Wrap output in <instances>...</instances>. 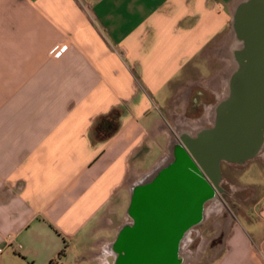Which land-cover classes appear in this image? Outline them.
Returning <instances> with one entry per match:
<instances>
[{
	"label": "crops",
	"instance_id": "obj_1",
	"mask_svg": "<svg viewBox=\"0 0 264 264\" xmlns=\"http://www.w3.org/2000/svg\"><path fill=\"white\" fill-rule=\"evenodd\" d=\"M239 1L0 0V264L112 263L129 173L152 145L151 166L178 131H201L188 105L210 64L203 75L193 61L229 26L238 51ZM113 109L117 130L95 140ZM175 114L186 124H171ZM212 264H264V192L235 215Z\"/></svg>",
	"mask_w": 264,
	"mask_h": 264
},
{
	"label": "water",
	"instance_id": "obj_2",
	"mask_svg": "<svg viewBox=\"0 0 264 264\" xmlns=\"http://www.w3.org/2000/svg\"><path fill=\"white\" fill-rule=\"evenodd\" d=\"M232 28L239 44L226 96L211 128L174 142L163 161L131 186L129 222L119 227L112 264H184L181 244L219 191L221 163H244L264 141V0H240ZM237 52V53H236Z\"/></svg>",
	"mask_w": 264,
	"mask_h": 264
},
{
	"label": "rangeland",
	"instance_id": "obj_3",
	"mask_svg": "<svg viewBox=\"0 0 264 264\" xmlns=\"http://www.w3.org/2000/svg\"><path fill=\"white\" fill-rule=\"evenodd\" d=\"M229 31L230 26L226 29L225 39L221 38L217 41L219 43L218 47H223V49L216 50L218 43H214L208 51L209 59L196 57L193 61L198 65L203 75L208 74V64H210V74L208 80L204 83L205 85H195L191 88L188 109H192V113L188 111V115L194 118L191 127L195 131L211 128L213 107L227 94L228 76L236 64L233 45L227 44ZM223 74H225L224 77ZM193 100L195 102L192 104ZM169 122L183 126L186 124V119L179 114H175ZM182 136L178 131L176 135H173V138L177 141ZM261 149L264 151V141ZM159 154V150L152 145L150 152L146 154L144 159L137 162L140 169L130 171L129 180L132 181L135 177L134 183L142 181L155 166L163 161L167 152H162L161 160L151 166ZM259 154L241 164L221 163L219 191H217L214 200L205 204L203 221L190 229L181 244L180 253L184 258V264H212L222 251L225 237L230 224L235 220V215L254 202L260 192H264V156L259 157ZM258 181L262 183V186L256 187L253 185ZM113 218L115 220L112 226L115 231L131 220L126 210H122ZM109 259L110 261L113 260L112 253ZM74 260L72 259L69 264H75Z\"/></svg>",
	"mask_w": 264,
	"mask_h": 264
},
{
	"label": "trees",
	"instance_id": "obj_4",
	"mask_svg": "<svg viewBox=\"0 0 264 264\" xmlns=\"http://www.w3.org/2000/svg\"><path fill=\"white\" fill-rule=\"evenodd\" d=\"M119 116V110L113 109L108 114L99 117L92 127V137L95 140L109 138L118 128ZM58 256V258L61 259L64 256L63 252L61 251Z\"/></svg>",
	"mask_w": 264,
	"mask_h": 264
},
{
	"label": "built area",
	"instance_id": "obj_5",
	"mask_svg": "<svg viewBox=\"0 0 264 264\" xmlns=\"http://www.w3.org/2000/svg\"><path fill=\"white\" fill-rule=\"evenodd\" d=\"M59 49H62V46L61 45H56V46H54L52 49H51V53H53V52H56V51H58Z\"/></svg>",
	"mask_w": 264,
	"mask_h": 264
},
{
	"label": "flooded vegetation",
	"instance_id": "obj_6",
	"mask_svg": "<svg viewBox=\"0 0 264 264\" xmlns=\"http://www.w3.org/2000/svg\"><path fill=\"white\" fill-rule=\"evenodd\" d=\"M237 53V52H236ZM223 99V98H222ZM193 102H195L194 100H193ZM184 139V138H187L186 136H182L181 138H180V140H177V141H179V142H181V139Z\"/></svg>",
	"mask_w": 264,
	"mask_h": 264
},
{
	"label": "bare ground",
	"instance_id": "obj_7",
	"mask_svg": "<svg viewBox=\"0 0 264 264\" xmlns=\"http://www.w3.org/2000/svg\"><path fill=\"white\" fill-rule=\"evenodd\" d=\"M227 46V45H226ZM227 48V47H226Z\"/></svg>",
	"mask_w": 264,
	"mask_h": 264
}]
</instances>
